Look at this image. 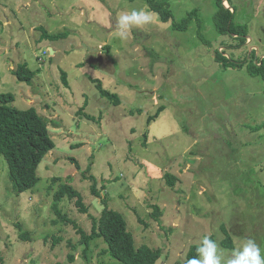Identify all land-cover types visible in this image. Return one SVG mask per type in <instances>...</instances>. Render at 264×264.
Returning a JSON list of instances; mask_svg holds the SVG:
<instances>
[{
    "label": "rangeland",
    "instance_id": "rangeland-1",
    "mask_svg": "<svg viewBox=\"0 0 264 264\" xmlns=\"http://www.w3.org/2000/svg\"><path fill=\"white\" fill-rule=\"evenodd\" d=\"M156 1L171 19L120 40L119 14L145 1L0 0V94L14 95L18 110L35 108L55 144L39 183L20 194L0 157L2 264H120L102 239L83 244L71 223L89 235L103 200L136 248L162 250L156 264H186L191 246L205 236L219 245L223 228L233 238L232 248L219 245L225 256L248 238L264 255V81L247 71L264 60V0L224 1L244 39L218 34L216 0ZM192 9L195 19L175 30ZM40 28L67 37L50 41ZM24 63L36 72L29 85L12 72ZM92 79L120 104L100 97ZM165 173L177 178L173 189ZM64 185L84 212L54 199Z\"/></svg>",
    "mask_w": 264,
    "mask_h": 264
},
{
    "label": "trees",
    "instance_id": "trees-1",
    "mask_svg": "<svg viewBox=\"0 0 264 264\" xmlns=\"http://www.w3.org/2000/svg\"><path fill=\"white\" fill-rule=\"evenodd\" d=\"M142 1H145L148 4V9L155 12L163 22L166 23L171 19L172 15L167 3H158L156 0ZM226 1L228 2V0ZM223 3L224 0H216V10L213 14L216 31L221 36L228 35L236 39L246 38V29L234 24V12L227 9ZM195 15L196 9H192L179 23L172 21L173 28L179 31L186 30L191 20L195 19ZM40 30L43 32L44 38L50 41L67 37V33L50 35L43 28H40ZM105 50L108 51L109 48L106 47ZM216 55H221L220 51H217ZM107 56L110 57L111 55L108 53ZM217 58L218 56L214 60L218 62ZM244 63H247L246 60ZM228 64L232 67H240L242 63L228 60ZM247 71L250 75H260L264 81V60L256 61V63L248 67ZM12 72L17 77L18 82L27 85L31 83V80L36 75V72L30 70L25 63L18 65L17 69ZM61 75L63 84L66 86V74L62 71ZM92 81L95 83L100 97L113 103L114 106L120 104L117 95L105 89L101 81L93 79ZM14 99L15 97L12 94H0V157L4 159L8 166L14 191L20 194L31 191L39 183V177L36 173L37 167L44 156L54 149L55 144L50 137L46 119L41 117L35 108L27 110L16 109L13 106ZM163 111L164 107L160 106L154 116H150L147 119V124L149 125L156 121ZM144 136L146 138L147 133ZM164 178L166 185L173 189L177 178L170 173H165ZM90 179L93 181L91 192L94 196L98 197L96 183L93 178ZM64 196L69 200H73L75 205L84 212L85 208L81 196L70 186L64 185L60 187L54 194V199L59 202ZM102 204L105 208L100 216L93 220L89 235H86L82 229H78L76 223L71 221L73 227L77 230V234L80 235L82 243L88 246L89 240L102 239L107 246L105 253L120 264H156L162 256V250L152 249L145 245L136 248L133 234L127 230L123 216L106 207L105 200H103ZM62 218L65 219L64 217ZM222 230L225 238L219 245L223 248H232L233 238L225 228ZM20 237L22 239L28 238L25 233L21 234ZM198 246L193 245L190 247L186 261L198 255ZM69 260L72 261L73 257H70ZM0 264H2L1 254Z\"/></svg>",
    "mask_w": 264,
    "mask_h": 264
},
{
    "label": "clouds",
    "instance_id": "clouds-1",
    "mask_svg": "<svg viewBox=\"0 0 264 264\" xmlns=\"http://www.w3.org/2000/svg\"><path fill=\"white\" fill-rule=\"evenodd\" d=\"M160 23L158 15L147 7L125 10L118 16L115 34L120 40H127L133 30H147ZM197 254L188 259L186 264H264L261 248L251 238L225 256L218 243L205 236L197 247Z\"/></svg>",
    "mask_w": 264,
    "mask_h": 264
},
{
    "label": "water",
    "instance_id": "water-1",
    "mask_svg": "<svg viewBox=\"0 0 264 264\" xmlns=\"http://www.w3.org/2000/svg\"><path fill=\"white\" fill-rule=\"evenodd\" d=\"M224 1H226V0H224ZM226 7V6H225ZM226 8H228V7H226Z\"/></svg>",
    "mask_w": 264,
    "mask_h": 264
}]
</instances>
